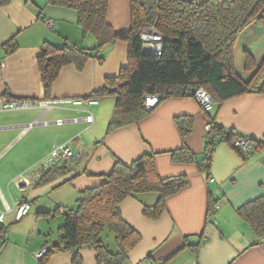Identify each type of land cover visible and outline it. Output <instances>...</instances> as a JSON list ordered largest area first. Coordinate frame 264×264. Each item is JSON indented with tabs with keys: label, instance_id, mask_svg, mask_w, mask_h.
<instances>
[{
	"label": "crops",
	"instance_id": "crops-1",
	"mask_svg": "<svg viewBox=\"0 0 264 264\" xmlns=\"http://www.w3.org/2000/svg\"><path fill=\"white\" fill-rule=\"evenodd\" d=\"M107 21L115 31L128 29V0H109ZM258 28L263 29L259 35L263 34L264 39V28L255 26L254 30ZM10 38L15 39L17 48L6 56L0 53V96L32 99L35 104L0 111V210L5 212L13 200L29 202L26 214L17 219L13 208L4 213V222L8 227L13 221L28 217L31 227L22 229L29 228L33 234L19 240L15 236L17 228L6 230L0 264H38L40 257L34 259V251L48 245V239H51L49 245L56 241L54 236L48 237L40 222L54 220L57 227L62 223V213L56 207L74 208L80 190L104 181L102 175L111 170L114 157L129 162L148 150L156 152L158 175H182L187 183L166 198V208L157 219L146 217L142 211L144 205L155 203V193L122 200V217L142 236L122 264H152L159 257L165 259L162 264H264V241H259L237 213V208L246 201L264 194V147L244 159L228 144H218L212 154L209 177L198 170L196 162L174 161L171 151L183 146L196 155V161L202 159L209 117L190 97L165 98L144 118L107 132L114 99L109 100L111 95L92 93L126 65L127 44L120 40L102 47V52H106L102 61L90 58L81 70L73 64L64 65L46 96L37 64L42 45L45 42L58 47L96 45L92 34L83 33L72 8L47 0H9L0 5V47ZM253 41L258 43L260 38ZM245 44V50L251 51V45ZM118 86L119 83L114 88ZM90 94L98 100L96 104H81L83 107L53 102L37 104L40 100ZM87 110L93 113L92 123L83 119ZM208 111L216 114L222 125L264 140V93L236 95L224 100L218 109L213 106ZM181 115L193 117L191 132L183 137L175 123V117ZM58 119L62 124L56 123ZM69 139L74 150H81L80 158L71 163V171L38 187L32 183L22 189L15 185L12 180L20 173L31 182L32 175L41 169H35V163L45 158L55 143ZM210 200L216 201L211 214L207 213L211 211ZM52 211L55 215L50 218L48 214ZM196 243L199 245L194 249L192 244ZM76 253L81 264H96L95 251L90 246L55 251L47 264H73Z\"/></svg>",
	"mask_w": 264,
	"mask_h": 264
},
{
	"label": "trees",
	"instance_id": "trees-1",
	"mask_svg": "<svg viewBox=\"0 0 264 264\" xmlns=\"http://www.w3.org/2000/svg\"><path fill=\"white\" fill-rule=\"evenodd\" d=\"M8 1L0 0V5ZM47 1L74 9L83 33L92 34L96 45L91 48L58 47L48 42L42 45L37 64L46 96H49L51 86L64 65L73 64L81 70L90 58L104 59V54L99 52L105 45L118 40L127 44L126 65L121 66L117 74L107 77L103 87L92 93L114 96V110L107 132L144 118L165 98L194 99L198 88L210 95L215 109L224 100L236 95L264 93V76H259L264 56L256 64L246 52L245 78L236 72L232 56L234 43L246 27L258 25L264 28V0H128L130 24L123 31H115L107 21L109 0ZM146 26L155 28L162 35L161 53L158 55L143 51L141 33ZM16 48L15 39L10 38L1 45L0 53L6 56ZM117 83L119 86L115 89ZM147 94L158 95V102L146 107L144 96ZM89 96L91 94L84 97ZM204 111L209 117V129L203 136L202 159L196 161V155L183 146L171 151L174 161L196 162L198 170L209 177L212 154L218 144H228L244 159L264 147L263 139L243 134L234 127H226L217 121L216 114ZM175 123L183 137L191 132L193 117L181 115L175 117ZM243 136L250 138L253 144L241 152L234 145V140ZM155 154L148 150L129 162L114 157L111 170L102 175L104 181L80 190L74 208H63L62 223L57 227L58 238L38 259V264H47L55 251L74 250L82 246L94 249L96 264H122L128 252L142 238L140 232L122 217V200L128 196L137 198L142 193H155V203L144 205L142 211L146 217L157 219L166 208V198L187 183L182 175H158ZM72 162L59 160L41 168L32 186L38 187L65 175L73 169ZM83 172L88 173L85 169ZM214 203L216 201L210 200L208 208ZM59 208L56 207V211ZM237 213L250 225L259 241H264V194L246 201L237 208ZM2 223L6 226L4 220ZM105 230L114 236L115 251L108 249L102 241L101 235ZM198 245L192 244V247L196 249ZM72 263L81 264L78 253L73 256Z\"/></svg>",
	"mask_w": 264,
	"mask_h": 264
},
{
	"label": "built area",
	"instance_id": "built-area-1",
	"mask_svg": "<svg viewBox=\"0 0 264 264\" xmlns=\"http://www.w3.org/2000/svg\"><path fill=\"white\" fill-rule=\"evenodd\" d=\"M141 37L144 41L143 48L146 51L151 52L152 54H160L161 53V44H162V35L155 30V28L146 26L142 29ZM159 99V96L156 94H149L144 96L145 100V106L150 107L153 106ZM195 100L200 105L201 108L204 110H210L212 107L211 104V97L210 95L202 88H198L195 91ZM50 102L62 104V105H80L82 103L86 104H96L97 100L95 98H88V99H79V98H69V99H61L58 101H49V100H40L37 102V104H49ZM35 104V101L32 99H10L6 96H0V111L5 110H13V109H21L30 107ZM87 114L85 116V120L87 122L93 121V115L92 112L87 110ZM63 121L58 119L56 120L57 124H61ZM209 129V124L207 123L205 125V131ZM253 144V141L250 140L248 137H239L234 140V145L238 146L239 150L246 151L247 149L251 148ZM81 150L77 149L74 150L69 142H63V143H55L52 150L47 154V156L38 162L40 168H46L50 164L58 162L59 160H76L80 157ZM39 177V172L32 175V178ZM16 186L20 187L21 189L23 186H26L30 183L29 178L25 177L23 173H20L16 178L12 180ZM12 208L16 209V218H20L24 214L27 213V211L30 208L29 202H16L13 200ZM11 208L8 206L6 209L7 211H10ZM211 214V212H208ZM4 212L0 210V245L4 242L6 238V226L2 223L4 218ZM46 250V247L42 248L38 255L41 256L42 253ZM38 256V257H39ZM163 258L156 259L155 262L152 264H162Z\"/></svg>",
	"mask_w": 264,
	"mask_h": 264
},
{
	"label": "rangeland",
	"instance_id": "rangeland-1",
	"mask_svg": "<svg viewBox=\"0 0 264 264\" xmlns=\"http://www.w3.org/2000/svg\"><path fill=\"white\" fill-rule=\"evenodd\" d=\"M255 26L256 25H250V27H248L246 32H244V33L241 32L238 35V37H237V39H236V41L234 43L233 49H232L234 67H235L236 72L239 73L241 76H245L244 74L247 73L246 69H245L246 52H248L250 54L252 60L256 61V64H259L261 62L262 57L264 56V39L262 37L263 34L259 35V32H261V30H263V29L258 28L257 30H254ZM261 28H263V27H261ZM263 33H264V31H263ZM255 37L257 39L260 38V41H258V43H254L253 39H255ZM247 42H248V45L249 44L251 45V47H250L251 51H245V45H246L245 43H247ZM103 48H106V47H103ZM99 53H103L104 54V58H106V52H104V51L102 52V50H101V52H99ZM259 76L260 77L264 76V62H263V66L261 68V71L259 73ZM109 95L112 96V97H110L109 100H112L111 98L114 99L112 94H109ZM78 106L79 107H83L84 105H78ZM205 133H206V131H205ZM37 164H38V162L35 163V169H38V167H39ZM10 207H12V206H10ZM7 208H8V206H6V209ZM7 212H9V211H7ZM48 215H50V218H51L52 215H55V212L54 211L49 212ZM57 216H59L58 213H57ZM61 217H62V214H61ZM3 218H4V216H3ZM27 218L28 217H23L21 220H19L17 222L13 221L11 224H9V226H8L9 228L7 227L8 228L7 230H11V231H13V230H15L17 228L15 236L19 240H25L27 237H29L31 234H33L32 231H30L29 228L26 231L22 229L24 227H31ZM50 218H49V220H50ZM47 221L48 220H46V219L41 221L40 222L41 226L44 228V231H46L48 233V237L51 238V237L54 236L53 240H57V238H58L57 227L59 225L56 227L54 220L53 221H49L48 223H47ZM101 238H102V241L104 242V244L107 245L108 249H110L112 251L116 250L115 243H114V236H113V234L111 232H108L107 230H105L102 233ZM48 240H49L48 245L42 247V248L46 247V250L44 252H46L51 246V245H49L51 239H48ZM42 248H39V249L34 251V253H33V257H35L34 259H36V257L39 256L38 252ZM43 253H42V255H43ZM41 256H39V257H41Z\"/></svg>",
	"mask_w": 264,
	"mask_h": 264
},
{
	"label": "clouds",
	"instance_id": "clouds-1",
	"mask_svg": "<svg viewBox=\"0 0 264 264\" xmlns=\"http://www.w3.org/2000/svg\"><path fill=\"white\" fill-rule=\"evenodd\" d=\"M147 95H149V94H147ZM72 98H79V99H88V98H93V97H91V96H89V97H72ZM65 99H69V98H65ZM96 99V98H95ZM97 100V99H96ZM159 100V99H158ZM194 100H195V98H194ZM56 101H58V100H56ZM196 101V100H195ZM97 102H98V100H97ZM144 102H145V100H144ZM158 102V101H157ZM156 102V103H157ZM197 102V101H196ZM155 103V104H156ZM55 104H57V103H55ZM82 104H86V103H82ZM154 104V105H155ZM58 105H60V104H58ZM69 105H71V104H69ZM81 105V104H80ZM87 105H89V104H87ZM90 105H93V104H90ZM199 105V104H198ZM75 106H77V105H75ZM200 106V105H199ZM151 107V106H150ZM202 110H204V109H202ZM90 111V110H89ZM87 113V112H86ZM92 115H93V113H92ZM86 116V115H85ZM84 120H85V117L83 118ZM86 121V120H85ZM87 122V121H86ZM93 122V121H92ZM92 122H88V123H92ZM62 124V123H61ZM80 158V157H79ZM78 158V159H79ZM78 159H76V160H78ZM76 160H72V161H76ZM39 172V171H38ZM35 178H33V180H34ZM33 180L30 182V183H32L33 182ZM25 186H23V188H24ZM30 204V203H29ZM10 207V206H9ZM11 208V210L13 209L12 207H10ZM212 208V207H211ZM211 208H209L211 211V213H212V209ZM16 210V209H15ZM64 211V209L63 208H59V210H58V212H60V213H62ZM6 212V211H5ZM4 212V213H5ZM22 217V216H21ZM17 219H19V218H17ZM6 228H7V226H6ZM7 230V229H6ZM42 248V247H41ZM159 258H162V257H159ZM164 260L165 259H163V262H164Z\"/></svg>",
	"mask_w": 264,
	"mask_h": 264
},
{
	"label": "water",
	"instance_id": "water-1",
	"mask_svg": "<svg viewBox=\"0 0 264 264\" xmlns=\"http://www.w3.org/2000/svg\"><path fill=\"white\" fill-rule=\"evenodd\" d=\"M143 51H144L145 53H150V54H152L151 52L146 51L144 48H143ZM216 192L218 193V191H216Z\"/></svg>",
	"mask_w": 264,
	"mask_h": 264
}]
</instances>
